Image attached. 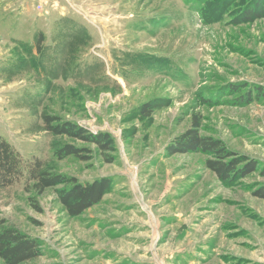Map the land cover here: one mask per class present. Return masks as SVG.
Here are the masks:
<instances>
[{
    "label": "rangeland",
    "instance_id": "1",
    "mask_svg": "<svg viewBox=\"0 0 264 264\" xmlns=\"http://www.w3.org/2000/svg\"><path fill=\"white\" fill-rule=\"evenodd\" d=\"M43 115L108 133L112 161ZM193 116L246 175L167 152ZM0 136L48 170L109 179L76 217L52 187H1L0 222L41 243L20 264H264V0H0ZM66 143L87 159H57Z\"/></svg>",
    "mask_w": 264,
    "mask_h": 264
},
{
    "label": "trees",
    "instance_id": "2",
    "mask_svg": "<svg viewBox=\"0 0 264 264\" xmlns=\"http://www.w3.org/2000/svg\"><path fill=\"white\" fill-rule=\"evenodd\" d=\"M43 36L38 35L36 50L42 51ZM145 106H143V111ZM44 129L54 136H67L71 139L90 143L103 153L106 162L112 157L106 154L113 151V139L106 132L92 133L75 122L64 120L57 115H43ZM200 120L193 116L191 124L178 134L166 147L169 154L201 153L208 156L205 167L218 178L226 180L232 176L246 175L248 164L239 165L245 160L234 157L220 139L202 135L199 131ZM87 148H79L73 144H64L54 150L57 159H64L70 155L85 160ZM21 179L30 184V189L37 195L47 188H54L58 202L67 215L76 217L86 209L97 204L108 189L109 179L102 177L91 182H80L77 178L60 174L44 168L42 160L35 157L24 160L20 153L4 137L0 136V188L13 185ZM258 197H264V191L256 192ZM41 255V243L37 238L12 226H4L0 222V259L5 264H20Z\"/></svg>",
    "mask_w": 264,
    "mask_h": 264
}]
</instances>
